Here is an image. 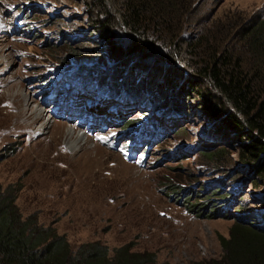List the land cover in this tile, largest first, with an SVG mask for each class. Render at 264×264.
<instances>
[{
    "label": "rangeland",
    "instance_id": "1",
    "mask_svg": "<svg viewBox=\"0 0 264 264\" xmlns=\"http://www.w3.org/2000/svg\"><path fill=\"white\" fill-rule=\"evenodd\" d=\"M237 9L250 15L264 12V0H195L174 24L183 33L175 42L180 48H172L176 60L171 61L158 51L130 46L128 36L115 27L112 37L124 51L111 61L102 52L98 35L102 31L93 21L103 15L90 0H0V188L16 191L15 204L22 216L32 214L39 223L52 224L72 248L92 240H100L110 251L131 243L132 250L153 252L159 263L168 264L219 258L223 251L217 235L228 237L238 212L245 209L242 214L264 223V175L258 176L238 158L237 149L243 146L223 119V112L231 110L225 104L223 109L212 108L208 80L181 62L188 53L182 40ZM70 49L80 58L70 55ZM195 52L199 56L200 51ZM197 59L187 57L191 63ZM72 67L81 69L82 75L69 77ZM61 75L65 79L59 87ZM185 76L193 82L191 91L183 88ZM88 77L84 95H76L82 85L77 79ZM99 77L122 89L130 81L147 86L156 98L164 97L161 108L180 111L179 117L160 114L167 133L146 158L129 160L127 139L122 135L116 139V134L123 120L134 116L145 122L154 112L124 93L109 100L97 96L88 87ZM38 78L63 92L59 110L53 111L38 93L44 88L35 86ZM174 98L179 103L172 104ZM69 100L74 110L82 105L106 116L107 124L93 121L87 126L74 115L61 116ZM32 107L40 108L41 118ZM42 117L51 121L43 131ZM70 128L84 134L85 140L70 145ZM192 146L201 150L193 153ZM216 150L220 152L215 157L204 155ZM213 179L219 187L199 192ZM189 188L191 192H184ZM217 188L219 192L214 191ZM227 202L232 203L228 214H219ZM208 204L216 208L210 216Z\"/></svg>",
    "mask_w": 264,
    "mask_h": 264
},
{
    "label": "trees",
    "instance_id": "2",
    "mask_svg": "<svg viewBox=\"0 0 264 264\" xmlns=\"http://www.w3.org/2000/svg\"><path fill=\"white\" fill-rule=\"evenodd\" d=\"M90 1L103 15L100 19L95 17L93 21L102 31L98 33L102 36L104 47L102 52L104 51L105 58L111 61L118 60L120 58L118 54L123 50H119L121 46L112 37L111 30L115 27H118L123 35L128 36L130 46L139 47L141 50L146 47L145 49L151 53L158 51L161 57H165L164 59L176 60L172 48L175 46L180 48L179 43L175 42L179 41L183 31L181 27L175 28L174 24L178 23L179 18L184 16L183 12L195 2V0ZM167 39L170 40V45L166 42ZM185 41L182 40V45L188 53L182 57L181 62L195 69L199 77L208 80L211 97L209 103L212 108L223 109L225 104L231 110L223 112L226 114L223 119H227L225 122L229 130L237 132L243 146L242 149H237L238 158L261 177L264 175V12L250 15L242 9L228 11L221 20H213L207 27L199 29L194 37ZM195 49L200 51L199 56ZM70 52L74 58H80L75 49H70ZM136 53L142 52L133 51L132 54ZM174 53H177L176 49ZM188 56L198 59L191 63L187 60ZM122 65L120 63V66ZM127 65L129 66V63ZM167 72L171 73L170 80L174 81V73L169 69ZM71 73L73 77L82 75L74 67ZM90 77L87 80L83 78L78 80L82 81L84 86ZM92 77L95 79L93 75ZM110 77H114L113 73ZM41 78H38L35 86L44 88L38 93L49 101L54 99L52 107L54 110L58 109L61 92L55 93V88L45 86V80ZM184 78L186 87L183 88L191 91L194 88L192 80L186 76ZM104 81L103 77L96 78L94 82H90L88 88L99 92L97 96L107 95V99L115 95L122 98L121 94L124 93L128 98L138 99L142 108L146 104L147 108L157 113L168 115L171 112L175 116H181L176 108L174 110L161 108V99L164 97L161 95L160 98H156L146 89L149 88L147 86H139L138 83L130 81L122 89L117 83L109 82L106 85ZM181 83L180 81V85ZM81 93L83 94L84 90H80ZM171 102L177 104L179 99L174 98ZM67 104L64 110L70 112L72 105ZM206 107L208 108L207 105ZM214 112L217 113L218 110ZM85 113L81 114L80 119ZM92 117L94 118L92 114L87 113L89 121H93ZM95 121L105 123L106 118L95 117ZM121 125L122 130L116 137L122 135L128 138L125 141L128 148L135 142L141 143L144 145L142 151L147 156L155 142L166 135L164 127H160V130L155 127L156 121L153 118L147 127L141 125L139 118L134 116L123 120ZM138 130L139 135L135 136ZM193 148L196 153L201 150L197 146ZM136 149L135 144V151ZM219 152L220 150H216L204 155L215 157ZM218 182L217 179L209 181L204 184L203 189L199 188V192L205 194L219 187ZM186 190L191 192V188L184 189V192ZM214 191L219 192V188ZM15 197L16 191L7 188L2 191L0 188V264H168L159 263L153 252L132 250L131 243L114 247L111 251L100 240L82 242L76 248H72L66 236L59 234L52 224L43 225L32 214L23 217L15 204ZM231 206V202L225 203L218 213L228 214ZM206 210L208 211L206 216H210L216 208L208 204ZM245 211L238 212L240 216L228 237L217 235L222 255L202 264H264V223L254 221L252 215L242 214Z\"/></svg>",
    "mask_w": 264,
    "mask_h": 264
},
{
    "label": "bare ground",
    "instance_id": "3",
    "mask_svg": "<svg viewBox=\"0 0 264 264\" xmlns=\"http://www.w3.org/2000/svg\"><path fill=\"white\" fill-rule=\"evenodd\" d=\"M30 109H32L33 114L36 116V118H41L42 113L40 112L39 107L38 108L32 107ZM42 118H43L44 123L41 124L40 129H42V131H43V129H45L47 127V123L49 125V124H51V121L47 117H42ZM67 136H68L67 142L72 146H74V144L78 145L80 142L85 140L84 134H81L80 132H75V130L73 128L69 129Z\"/></svg>",
    "mask_w": 264,
    "mask_h": 264
}]
</instances>
